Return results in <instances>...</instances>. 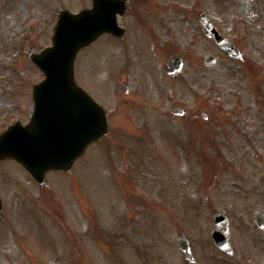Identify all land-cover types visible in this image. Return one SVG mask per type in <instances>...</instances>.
<instances>
[{"label":"rangeland","instance_id":"rangeland-1","mask_svg":"<svg viewBox=\"0 0 264 264\" xmlns=\"http://www.w3.org/2000/svg\"><path fill=\"white\" fill-rule=\"evenodd\" d=\"M155 1L153 19L157 29L160 19L167 24L172 44L168 51L158 49L151 57L147 33L136 30L121 57L110 56L117 47L109 44L108 48V42L101 39L82 50L76 61L78 82L99 101L110 100L106 105L114 124L105 140L108 143L92 145L69 175L51 173L47 180L74 215L78 214V222L82 217L83 222L74 227L80 249L71 255V245L66 246L59 236H53L54 230L40 225V218L36 217V222L30 217L29 225L25 221L23 227L28 226L41 255L32 240L29 247L23 245L19 233L21 243L14 239L12 246L14 258L0 247V264H23V257L16 255L18 250L26 264H73L74 258L78 264H91L93 255L80 238L96 249V264H188L178 245L181 235L189 240L199 264H264V245L260 242L254 252L246 236L255 211L264 212L263 189L261 192L256 178L247 173L248 167L255 170L254 159H264V0ZM84 6L90 7L91 0H0V131L14 119L32 113V88L44 75L32 64L29 53H40L50 45L60 9L76 12ZM136 11V4L130 5L125 22L136 20ZM199 11H205L242 49L241 56L228 57L212 39L195 29L192 19ZM26 49L30 51L24 53ZM177 53L184 56L185 63L184 74L174 81V96L183 95L181 105L189 116L184 121H167V112L162 110L168 103L161 62ZM209 54L216 59L206 65ZM135 60L146 70L142 80L132 71L124 77L121 83L129 84L130 101L117 105L112 101L117 77L113 70L119 61L124 66ZM142 82L146 93L139 95ZM143 102H147L145 107H139ZM139 108L148 113L146 119L153 128H145L153 132L142 129L146 120L136 114ZM232 113H246L235 116L236 123L241 133L248 127L253 141L240 137L241 133L234 135L235 128L228 124L234 121ZM216 118L220 121L215 122ZM181 129L185 135L179 133ZM116 134H124L131 146L136 144V156L141 159L133 157L131 149L122 144L119 152L134 159H117L112 145L117 142L119 148L121 138L116 139ZM133 134L136 143L129 139ZM219 135L229 145L217 139ZM242 165L246 167L240 168ZM9 167L17 170L14 164ZM122 171L129 174L121 175ZM78 188L81 202L87 196L91 204L100 206L99 216L98 208L88 211L87 201L80 216L79 204L71 194ZM112 195L113 202L108 197ZM48 211L59 219L67 217L62 209L49 207ZM218 213L229 217L228 238L241 248L230 256L232 261L224 259L229 256H224L211 239L214 215ZM123 236L130 238L126 244L121 241Z\"/></svg>","mask_w":264,"mask_h":264},{"label":"water","instance_id":"water-1","mask_svg":"<svg viewBox=\"0 0 264 264\" xmlns=\"http://www.w3.org/2000/svg\"><path fill=\"white\" fill-rule=\"evenodd\" d=\"M125 6L126 0H93L91 10L78 15L68 11L60 14L54 47L40 56H33L35 63L46 74V79L34 89L35 113L32 121L37 128L32 124L30 130L37 133L29 131L30 145L26 146L20 133V136H15L19 128L11 127L0 136V141L5 143L0 146V154L18 158L37 177H42L50 170H70L84 148L107 132L104 112L75 83L73 63L79 49L99 35L106 32L117 36L122 34L117 14H123ZM217 39L224 48L237 55L232 45L219 37ZM175 66H178L176 61ZM76 95L79 110L87 109L88 115L86 123L77 125L70 116L72 100ZM22 132L25 134V130ZM256 217L258 220L262 218L260 214ZM216 222L219 228H227L225 216H217ZM213 239L218 246L229 250L224 234L215 230ZM180 243L188 252L185 237H181ZM187 257L191 259L189 254Z\"/></svg>","mask_w":264,"mask_h":264},{"label":"flooded vegetation","instance_id":"flooded-vegetation-1","mask_svg":"<svg viewBox=\"0 0 264 264\" xmlns=\"http://www.w3.org/2000/svg\"><path fill=\"white\" fill-rule=\"evenodd\" d=\"M133 2L136 3V9H137L136 20L133 24V28L130 30L127 29V34L121 39V41H123L122 46H124L125 43H129L130 37L136 30H142L145 33H147L148 38L150 40L149 51H153L157 49L168 50L172 44L169 43V39H168L169 32H168L167 24L163 20L161 25L159 26V29H157V24L155 23L153 19V16L155 13L152 10H154L157 2L155 0H134ZM147 4H149V7H144ZM124 39L127 41L124 42L125 41ZM146 50L148 51V49ZM179 75L181 74L173 75V74L165 73V77L167 80L166 84L171 93L173 92L174 81L179 79ZM127 96H130V91L128 89L125 90V92L119 98L118 105L120 106L127 105L130 101V98H128ZM176 100L179 101V103L177 104L178 105L177 107L182 106L181 102L183 101V98L176 97ZM173 102H174L173 99H171L172 105L170 106V110L174 108L173 104L175 103ZM146 104L147 102L138 103V106L141 108H144ZM107 114H108V120H109V127L111 125L114 126V124L111 123L112 121L110 119V113L108 109H107ZM136 114H141V113L137 111ZM147 114H148L147 112H144L143 116L146 117ZM243 114L246 115V113H243ZM243 114H236V113L231 114V116H233L234 121L230 123V126H233L235 128L234 135H238L239 133H241L238 131V126L236 123L237 120L235 116L241 117ZM188 116H189V111L186 109V112H184L183 115L178 116V117L182 118L184 121L188 119L187 118ZM174 117L175 116L173 114L166 115L167 121H172ZM26 121L27 119L24 120V122ZM215 121L217 122L220 120L216 118ZM134 125L135 127H137V124H134ZM148 125L149 127L153 128V124H143V128L147 127ZM120 127L121 125H119V128ZM247 132H249L248 127L246 128L245 133L242 131L240 137H246L248 142H251V140L253 141L254 138H251L252 134L247 133ZM257 138H259V136H257ZM262 141L264 142V128L262 130ZM120 144L126 147L123 142H120L119 145ZM122 145L119 146V149L121 150H123ZM130 147L131 146H129V148ZM257 160H260V159H254V161L256 162V165L253 166L255 170L253 171L251 168L248 167L247 173H252V177L256 178L255 184L256 186H259L258 188L260 189L261 192L263 189V198H264V159H261L262 160L261 162ZM259 163H261L262 166H258ZM11 164L16 165V168H17L16 171H12L10 169L9 166ZM245 167L246 166H243V165L241 166V168L243 169ZM63 175H69V174H63ZM261 176L262 178H259ZM54 188H55L54 186L53 187L49 186L46 180L44 181L43 184H39L38 182H36L30 176V174L25 170V168H23L20 164H18L14 160H11V159L0 160V247L4 249V254L10 255L12 258H14V255L12 252L13 242L15 239L16 241L19 240V242L21 243L20 236L18 235L19 233H21L23 245H27V247H29V243H31V240H32L34 249L41 255V253L37 250V246H36L33 236L32 237L30 236L31 231L28 230V226L23 227V223L25 221L29 225L30 217L33 220H35L36 217L40 218L38 223L42 225L44 228H46L47 230L49 229L54 230L53 236H59L62 239L63 243H66V241H69L71 243V249H72L71 255H74L76 253V250L80 249V246H79L80 242H78L77 240L74 227H77L78 223L83 222L82 217L80 221L78 222V214L74 215L73 211L69 209L68 206L65 204L64 202L65 198L61 196ZM80 188L76 190H71V194L75 198L76 202L79 204L80 216H81L82 212L84 211L86 201H87L86 205L88 206V211L92 212L93 208L97 209L100 206L94 203L91 204L87 196H84V201L81 202L79 200V189ZM49 207L51 208L53 207L55 209H62L64 214H66L68 218L65 217V220L56 218L52 214V212L48 211ZM100 210L101 208L97 209L98 212ZM35 221L37 222V220ZM249 223L252 224L251 226L252 229L250 231L251 235H249L248 237L251 239V240L249 239V241L253 244L254 252H255V249L260 247L259 245L260 242L264 245V226L263 227L258 226L255 220H252V221L249 220ZM19 226L20 228H18ZM55 231H57L58 233H56ZM3 233H4V236H3ZM128 239L130 238L123 236L121 241L124 242V244H126L128 242ZM80 241L84 243L85 246L88 245L87 246V249L89 250L88 252L93 255L91 264H96V259L94 258L97 255V253L94 251L96 249L93 247L90 241L86 240L85 238H80ZM104 243L108 244V242H104ZM130 244L132 245L133 242H131ZM235 246L237 249L235 254H238V248H240L239 243H235ZM97 252H98V249H97ZM99 253H102V252H100L99 250ZM16 255L23 257V264H26L24 262L26 258L24 254L22 253V251L18 250ZM38 258L39 256H36V260ZM54 258L55 257L52 256V259ZM74 260L76 261H74L73 264H78V259L74 258ZM103 260L105 259L103 258Z\"/></svg>","mask_w":264,"mask_h":264}]
</instances>
